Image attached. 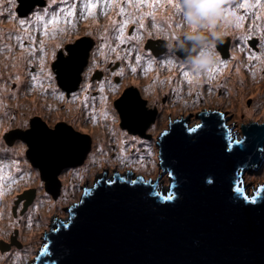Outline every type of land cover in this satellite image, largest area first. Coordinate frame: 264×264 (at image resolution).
<instances>
[{
	"label": "rangeland",
	"instance_id": "rangeland-1",
	"mask_svg": "<svg viewBox=\"0 0 264 264\" xmlns=\"http://www.w3.org/2000/svg\"><path fill=\"white\" fill-rule=\"evenodd\" d=\"M88 1L83 0L85 4ZM6 2L8 5L0 3V64L3 65L0 71V193H3L0 195V238L17 229L23 247L0 255V264H31L52 218H67L64 204L79 202L87 178H100L101 170L158 175L157 141L167 126L164 121L157 123L149 131L150 139L136 137L122 129L114 101L124 86L136 85L150 102L169 93L172 95L169 99L176 103V117L184 110L185 114H196L202 108L225 111L228 127H235L237 121V129H231L236 132L234 138H242L243 124L264 120V0H225L227 19L219 23L217 31L230 37V57L219 58L206 77L191 84L184 76V66L178 70L170 65L167 74L161 76L159 68L156 69L147 56L139 60L142 62L139 74L132 71L138 69L139 62L131 61V56L144 53L143 43L148 38L161 36L172 41L175 38L169 36L171 32L176 37L192 32L175 12V0H158L157 4L156 0H127L123 8L124 22L113 18L110 24L109 17L103 26L107 28L110 24L109 29L98 30V18L91 21L96 26L83 27L67 36L68 29L57 19L60 8L48 12L43 22L38 21L39 15L14 20L12 17H17L15 10L19 4L16 0L11 4L9 0ZM168 10L170 19L167 20ZM165 21L176 24L169 26ZM86 34H92L95 40H104L97 43L99 49L92 55L88 74L122 61L121 54L126 56L124 67L107 74L101 83L89 85L86 80L81 91L67 99L57 87L51 64L64 43ZM253 37L259 40L257 51L248 45ZM249 43L253 47V42ZM127 45L129 48H125ZM224 46L227 47V43ZM12 57L20 60V77L12 74L15 63L10 61ZM162 62L164 64V60ZM113 75L123 77L120 85L112 81ZM151 79L153 82L148 83ZM158 91L161 93L157 96ZM239 93L244 96L240 97ZM35 118L51 129L64 122L90 136L92 141L85 162L59 175L61 189L56 200L45 192L38 170L27 160L25 144L14 140L7 145L3 141L4 134L11 130L29 129L30 121ZM194 122L199 121L195 119L191 124ZM99 137L105 140L97 147ZM245 184H254L248 186L250 194L264 185V168L263 174L246 172ZM29 189L35 190L34 200L21 216L13 218L17 195Z\"/></svg>",
	"mask_w": 264,
	"mask_h": 264
},
{
	"label": "water",
	"instance_id": "water-1",
	"mask_svg": "<svg viewBox=\"0 0 264 264\" xmlns=\"http://www.w3.org/2000/svg\"><path fill=\"white\" fill-rule=\"evenodd\" d=\"M18 4L19 16L33 6ZM82 41L51 64L67 91L77 88L87 64L92 43ZM126 97L115 102L120 127L143 136L148 122L136 101L143 108L144 101ZM198 118L193 127L173 122L158 138V175L101 170L100 178H87L79 202L64 204L68 217L52 218L31 264H264V185L250 194L254 184H245L246 172L263 174L264 121L243 124L242 138H234L237 121L228 127L218 112ZM3 140L25 144L53 200L61 172L81 166L92 146L90 136L66 123L51 129L39 118ZM34 198V189L25 190L15 205L25 210Z\"/></svg>",
	"mask_w": 264,
	"mask_h": 264
},
{
	"label": "flooded vegetation",
	"instance_id": "flooded-vegetation-1",
	"mask_svg": "<svg viewBox=\"0 0 264 264\" xmlns=\"http://www.w3.org/2000/svg\"><path fill=\"white\" fill-rule=\"evenodd\" d=\"M9 1L11 4L12 0H9ZM28 1L30 2V5H33V6H31L30 10L24 16H19L17 13V6H16L15 12H16L17 17L13 16L12 19H14V20L15 19H19V20L29 19V18H33L36 15H39L38 21L43 22V18L47 17L48 12H54V11L56 12L60 8V11H57V19L59 20V24L66 27V29H68L69 32H67L65 34L66 36L70 35L71 33H76V31H78L79 29H81L83 27L96 26L97 24L96 23L91 24V21L98 19V18L100 21V24H99L100 26H98V30L109 29L108 26H110L113 18H116V21L122 20V22H124L123 18H124L125 14L123 12V8H125L127 6V0H89L86 4L83 2V0H28ZM157 1L158 0H156V4H157ZM16 2L18 5V0H16ZM0 3L8 5L6 0H0ZM89 5H93L92 12L90 11V9L88 7ZM80 6H82L81 9H79ZM70 11L72 12V15H69ZM9 14H11V9H10ZM109 17L111 19L110 24L107 26V28H103L105 21L107 19H109ZM168 19H170L169 10H168L167 20ZM122 22H121V24H122ZM164 24H168L169 26H172V25H175L176 23L165 21ZM184 26L186 27L187 25L184 24ZM134 28H136V27L134 26ZM190 33L191 32L182 33L180 35H177V37H176V35H173L174 33L171 32V33H169V36H171L172 38H175L172 41H170L169 39H165L164 37H161V36H155L153 38H148L147 40H145L143 43V47H142L144 53H141L138 56H135V55L131 56V61L139 62L138 69L135 71V75H138L139 72L141 71L140 68H141L142 62L139 61L140 58L141 57L144 58L145 56L149 57L150 60L152 59L153 63L156 66V69L159 68L158 72L161 76H165L167 74L170 65L172 67H174V69L176 67H178L177 69L181 70L183 68V65L179 62V60L176 59V57L179 56L180 54L175 52V46L177 44L178 39H183V37L185 35L190 34ZM204 34H208V32L205 31ZM81 39H83L84 41H82V42H85V43L91 42L92 46H91L90 50L88 51V60H87V64L84 66L83 71L81 73L80 83L78 84L77 88L75 90H72V91H67L66 89L61 87V85H59V86L57 85L60 92L63 93L67 99L69 97H71L72 95L79 93L81 91V89L83 88V85L86 82V80L89 82V85L93 84V83H101L102 81H104L107 74L112 73V72H117L121 67L123 68L124 67V60H126V56L121 54L122 61H117L115 63V65H112L110 63L107 65V67H105V69H101V70L95 69L93 72L88 74V68L90 66L92 55H96V52L99 49L97 46V43L98 42L103 43L104 42L103 39L100 41L95 40V37L92 34L91 35L86 34L83 36H78L75 39H73L72 41L64 43V47L62 49H59L57 52L60 53V55L63 58L66 57L68 55V51L65 49V47L70 45V44H73L74 42L79 41ZM223 39H224V44L219 45V50L218 49L217 50L220 53L219 58L225 60L227 57L228 58L230 57V46H231L232 42H231V39L229 36L223 35ZM249 42H253V47L250 45ZM249 42H248V45L252 49H254L256 51L259 49V40L256 37H253L252 40ZM147 43H148V46L146 49L145 47H146ZM225 43H227V47L224 46ZM125 48H129V46L127 45V47H125ZM110 51L111 50H109L108 52H110ZM100 52H101V50L99 51V53ZM163 60H164V64L162 62ZM126 72H128V68L126 69ZM113 76H115V77L113 78L112 81L114 83L120 85L122 83L123 77L118 76V75H113ZM134 78L137 80L138 76H135ZM161 79H165V77H161ZM147 82L151 83V82H153V80L151 79ZM96 93L97 92L94 91L93 95H95ZM124 93H127L126 98L128 100L131 96H133V95L137 96L138 95L140 97V99L142 101H144V108L141 107L139 105L140 103H138L137 101H136V105L141 109L142 121L148 122V126H147L143 136H141L140 134H137V133L133 134L136 137H152V135L149 133V131L152 127H154L160 121H164L165 126H167V128L162 129V131L158 137H161L162 134L167 132V130L169 129V125L175 121L186 120V124L189 126L190 122L195 121V119L200 122L198 117L202 114H209L211 112H218V113L223 114L224 118L226 116L224 113H222L218 110L212 111L209 109L202 108V109L198 110L196 112V114H194V113H186L185 114V112H186L185 110L181 111L179 113V115L176 117V109H177L176 105H175L176 103L173 100H170L171 97H169L172 95H168L169 93H163V95L161 97L154 98L153 102H150V100L148 98H145L142 95L139 87H137L136 85H129V84L122 88L121 92L118 94V98L115 101L119 100V98H121ZM160 93L161 92L158 91L157 96ZM115 101H114V103H115ZM117 113H118V111H117ZM118 115H119V113H118ZM119 118H120V116H119ZM228 121H229V119L226 116V124ZM42 122H44V121H42ZM198 123H195L191 127L197 125ZM29 126H30V124H29ZM123 129L127 133L132 134L126 128H123ZM24 130H26V129H24ZM20 142H22V141H20ZM18 206L19 205L18 204L15 205V202H14L13 208L15 207L16 209H15V214L13 215V213H12L13 218L18 217L19 215L21 216L28 208L27 207L25 210H22L23 204L21 203V209L17 213ZM22 247H23V245L18 238L17 229H14L13 232L11 234H8L6 237L0 238V255L10 254L11 252H13L17 249L21 250ZM1 248L4 249L3 252L1 251Z\"/></svg>",
	"mask_w": 264,
	"mask_h": 264
},
{
	"label": "clouds",
	"instance_id": "clouds-1",
	"mask_svg": "<svg viewBox=\"0 0 264 264\" xmlns=\"http://www.w3.org/2000/svg\"><path fill=\"white\" fill-rule=\"evenodd\" d=\"M175 12L192 29L178 39L175 52L192 82L206 77L219 62L217 48L224 44L223 33L217 31L220 22L227 19L225 0H175ZM207 30L208 34H204Z\"/></svg>",
	"mask_w": 264,
	"mask_h": 264
},
{
	"label": "bare ground",
	"instance_id": "bare-ground-1",
	"mask_svg": "<svg viewBox=\"0 0 264 264\" xmlns=\"http://www.w3.org/2000/svg\"><path fill=\"white\" fill-rule=\"evenodd\" d=\"M10 61H11L12 63L15 62V63L13 64L14 72H13L12 74H13L14 76H16V77H20V73H19L20 60L18 59V57H17V58L12 57V58H10ZM2 66H3V65L0 64V71H2V68H3ZM3 92H4V89L2 88V89H1V93H3ZM239 95H240V97L244 96L242 93H239ZM32 102H33V100H32ZM238 104L241 105L242 102H241V101H238ZM103 140H105V137H99V138H97L96 146H97V147L100 146L98 143H100V141H103Z\"/></svg>",
	"mask_w": 264,
	"mask_h": 264
},
{
	"label": "snow or ice",
	"instance_id": "snow-or-ice-1",
	"mask_svg": "<svg viewBox=\"0 0 264 264\" xmlns=\"http://www.w3.org/2000/svg\"><path fill=\"white\" fill-rule=\"evenodd\" d=\"M88 7H89V9H90L92 6L89 5ZM69 15H72V12H71V11L69 12ZM54 22H55V21H54ZM122 34H123V30L121 29V35H122ZM132 71L135 72V68H133ZM184 76H185V78L187 79L188 83L191 84V83H192V80H191L189 74H187V73L185 72V73H184ZM2 194H3V193H0V195H2Z\"/></svg>",
	"mask_w": 264,
	"mask_h": 264
}]
</instances>
